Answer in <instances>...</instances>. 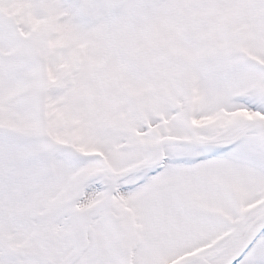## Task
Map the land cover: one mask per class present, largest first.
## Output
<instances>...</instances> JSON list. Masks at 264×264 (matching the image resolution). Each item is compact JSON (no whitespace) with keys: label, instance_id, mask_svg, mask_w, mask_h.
Instances as JSON below:
<instances>
[{"label":"snow or ice","instance_id":"1","mask_svg":"<svg viewBox=\"0 0 264 264\" xmlns=\"http://www.w3.org/2000/svg\"><path fill=\"white\" fill-rule=\"evenodd\" d=\"M0 264H264V0H0Z\"/></svg>","mask_w":264,"mask_h":264}]
</instances>
